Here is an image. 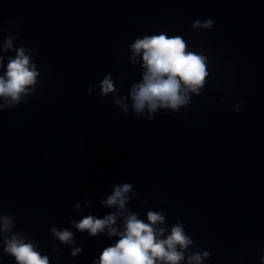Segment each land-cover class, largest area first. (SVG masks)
Instances as JSON below:
<instances>
[{
	"label": "clouds",
	"instance_id": "9594fccd",
	"mask_svg": "<svg viewBox=\"0 0 264 264\" xmlns=\"http://www.w3.org/2000/svg\"><path fill=\"white\" fill-rule=\"evenodd\" d=\"M13 27L19 32L23 25L9 21L6 27L0 26V32ZM214 27L212 18L192 21L193 30L211 31ZM17 39V35L10 34L0 45V53L14 52V56L7 57L6 63L5 56L0 54V111L26 105L40 83L41 73L35 63L39 49L24 44L17 46ZM128 53L129 63L133 67L138 64L142 70L140 80L131 83L126 95H118L112 75L106 74L98 84L99 96L105 98L111 94L112 103L124 115L127 116L131 109L136 118L149 122L161 111L172 116L184 109L187 116L193 96L199 97L203 93L211 75L208 56L190 50L182 35H169L166 28L159 34L136 36L128 45ZM119 79L123 82V77ZM93 90L91 85L86 89L89 95ZM232 110L234 113L247 111L243 101L235 103ZM138 195L131 183L115 184L111 194L99 201L104 208L114 211L103 218L89 214L79 221H69L70 227L80 233L87 232L89 237L100 234H106L108 238L117 237L113 244L102 249L99 258L93 259L92 264H205L211 258L206 250L192 251L196 247L195 242L187 234L181 220L169 228L163 210H148L146 220L140 218L128 207L132 198ZM147 203L145 199L144 204ZM85 204L91 205L92 200L86 199ZM74 208L80 211L81 205L76 203ZM15 226L14 216L0 212V236L3 237L0 246L3 253L14 258L15 264H52L49 255L41 253L29 234L14 231ZM49 231L52 239L59 241L53 246V253L60 250V245L77 244L69 228L61 229L53 224ZM82 251L83 248L77 246L71 248L70 255L76 257ZM260 251L257 250V255ZM57 259L60 257L57 256ZM260 264H264V255L260 256Z\"/></svg>",
	"mask_w": 264,
	"mask_h": 264
}]
</instances>
